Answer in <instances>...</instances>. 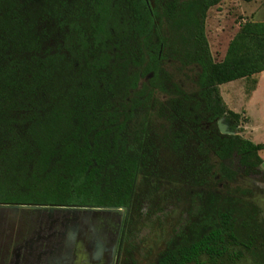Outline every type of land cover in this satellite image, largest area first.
<instances>
[{"label": "trees", "instance_id": "obj_1", "mask_svg": "<svg viewBox=\"0 0 264 264\" xmlns=\"http://www.w3.org/2000/svg\"><path fill=\"white\" fill-rule=\"evenodd\" d=\"M221 1L0 0V203L129 208L170 50L200 67L198 88L237 131L216 141L238 167L221 163L225 174H263V146L240 134L220 86L264 71V22L244 23L216 61L206 18ZM231 190L203 192L157 264L214 262L233 246L254 255L257 244L264 258L257 207Z\"/></svg>", "mask_w": 264, "mask_h": 264}, {"label": "rangeland", "instance_id": "obj_2", "mask_svg": "<svg viewBox=\"0 0 264 264\" xmlns=\"http://www.w3.org/2000/svg\"><path fill=\"white\" fill-rule=\"evenodd\" d=\"M246 22H264V0H222L208 10L206 33L216 61L223 60L230 41ZM166 55L164 68L171 75L166 81L168 92L156 94L158 109L149 124L146 159L137 177L132 204L126 210L119 264H157L170 241L200 214L205 191L228 195L235 186L248 189L245 195H236L256 205L258 220L264 226V71L220 86L227 106L241 115L240 134L263 146L259 152L263 174L233 176L225 174L221 163L229 170L237 171L238 167L233 161L221 162L216 155V141L230 135L221 130L220 122L232 135L237 131L224 117L214 114L211 98L198 88L200 67L179 61L174 50ZM6 206L0 205V252L6 244L20 240V233L33 231L28 220L46 219L48 210L50 217H57L63 210L54 205ZM88 209L96 213L83 216L81 230L68 237L70 249L89 242L91 260L108 264L113 221L102 214V208ZM123 212H118L119 217ZM95 225L96 237L89 239L88 230ZM257 245L254 255L233 246L217 261L202 255L190 264H263L261 247Z\"/></svg>", "mask_w": 264, "mask_h": 264}, {"label": "flooded vegetation", "instance_id": "obj_3", "mask_svg": "<svg viewBox=\"0 0 264 264\" xmlns=\"http://www.w3.org/2000/svg\"><path fill=\"white\" fill-rule=\"evenodd\" d=\"M0 205L9 204L0 203ZM62 207L63 210L57 217H54L55 215L50 217L51 212L48 210L46 219L33 218L30 221L28 220L27 224L33 227V231L20 233V240H17L15 244H6L0 252V264H103L102 261H93L89 257L91 252L89 242L83 241L80 248L74 247L73 249L72 247L70 249L72 244L68 241L71 233H76L83 227L81 224L83 216L90 215L92 212L96 213L88 209L93 208V206L62 205ZM96 208H102V214L111 217L109 222L113 221L111 232L113 241L112 249L108 250L111 254L108 264H119L126 227V210L129 208ZM120 211L124 212L119 217L118 212ZM97 228L96 225L89 228V236H87L89 239L96 237ZM101 243L104 244L105 242Z\"/></svg>", "mask_w": 264, "mask_h": 264}, {"label": "water", "instance_id": "obj_4", "mask_svg": "<svg viewBox=\"0 0 264 264\" xmlns=\"http://www.w3.org/2000/svg\"><path fill=\"white\" fill-rule=\"evenodd\" d=\"M219 125H220V128H221V130L223 131V132H228L229 134H232V132H229V131H227L226 129H227V125H225V124H223V123H219ZM2 207H8V206H4V205H2ZM14 207V206H13ZM52 209H53V207H52Z\"/></svg>", "mask_w": 264, "mask_h": 264}, {"label": "crops", "instance_id": "obj_5", "mask_svg": "<svg viewBox=\"0 0 264 264\" xmlns=\"http://www.w3.org/2000/svg\"><path fill=\"white\" fill-rule=\"evenodd\" d=\"M231 82H233V81H231ZM231 82H229V83H231ZM223 85V84H222Z\"/></svg>", "mask_w": 264, "mask_h": 264}]
</instances>
